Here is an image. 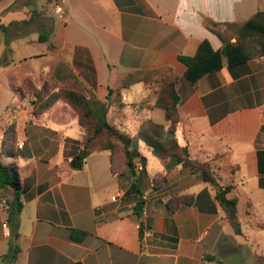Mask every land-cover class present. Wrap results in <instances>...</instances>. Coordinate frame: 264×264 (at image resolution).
<instances>
[{
	"label": "crops",
	"instance_id": "1",
	"mask_svg": "<svg viewBox=\"0 0 264 264\" xmlns=\"http://www.w3.org/2000/svg\"><path fill=\"white\" fill-rule=\"evenodd\" d=\"M55 1L0 0V32L5 57L10 55L0 76L24 64L50 61V68L34 70L39 84L26 73L20 82L12 77L4 88L26 92L30 81L41 89L64 62L105 101L109 89H119L130 72L172 68L182 100L177 138L192 160L210 164L220 187L233 188L229 197L238 200L240 232L226 219L217 188L191 169L173 168L166 182L154 188L165 166L142 142L145 205L138 218L135 204L124 195L112 200L122 188L108 152L92 154L82 170L71 168L82 134L75 114L56 109L57 102L34 115L20 97L10 109L1 95L0 162L17 168L22 185L15 264H259L264 257V36L243 26L264 13V0H67L65 19L54 13ZM211 23L250 57L231 65L224 56L213 58V67L192 83L179 56H195L204 41L215 52L225 47ZM15 51L22 53L17 59ZM109 117L131 136L145 119L167 124L157 88L147 83L111 94ZM184 197L190 204L170 212L167 204ZM4 200L0 264H9L3 257L13 237V192L0 188V203ZM145 227L153 238L144 237ZM70 229L88 235L73 242Z\"/></svg>",
	"mask_w": 264,
	"mask_h": 264
},
{
	"label": "trees",
	"instance_id": "2",
	"mask_svg": "<svg viewBox=\"0 0 264 264\" xmlns=\"http://www.w3.org/2000/svg\"><path fill=\"white\" fill-rule=\"evenodd\" d=\"M117 3L121 7L120 2L117 1ZM131 11L144 13L141 10ZM262 16H264V13H260L243 27L264 36V24L260 18ZM217 26L219 25L210 24L211 30L225 42L222 53L215 52L210 43L204 41L199 46L195 56H179V61L187 66L186 75L192 83H196L206 71L213 67L211 64L213 58L224 56L231 65L241 63L250 57L245 47L225 41V38L214 29ZM44 41H47V38ZM139 83L156 86L158 100L165 113L167 124H159L148 118L142 122L137 134L131 136L112 124L109 117L110 95ZM177 83L178 76L170 67L136 70L124 77L119 89H109L107 99L102 101L84 85L78 75L66 63L60 62L49 78L46 79L41 89L36 88L29 81L27 82L28 89L26 92L19 90V97L24 100L27 98V92L31 89L37 92L35 96L39 103L36 102L38 106L35 115L45 112L60 100H64L69 108L74 110L73 112L78 119L82 134L79 140L80 151L72 159L71 168L73 170H82L87 163V159L92 154L101 151L108 152L111 157V171L120 181V187L124 190V200L135 204L134 213L138 218L142 217L145 205L142 197L141 180L142 175L146 174L147 159L141 152L140 143L142 142L165 166L164 174L155 176L154 188L157 189L166 182V174L173 168L181 166L184 169H191L204 182L210 183L217 188V201L225 211L226 219L239 233L238 200L234 197H229L233 188L231 186L220 187L216 182L210 164L192 160L188 147L182 146L177 138V130L181 123L180 107L182 104L181 97L177 91ZM56 89L58 90L56 91ZM47 90L51 94L47 95ZM13 131L14 127L9 129L10 133ZM138 160L143 164L141 171L137 169L136 162ZM0 188L13 192V200L11 202L13 210L10 216V222L14 225L13 237L9 244V252L3 258L9 261V264H15L20 252L17 217L23 208V203L20 198L22 190L21 180L14 165H4L0 162ZM182 199L181 202L177 201L178 203H174L172 199L167 204L170 212H175L176 206H181L182 203L190 204L187 197ZM141 225L140 231L142 233L143 224L141 223ZM87 235V232L70 229L69 238L73 242H82ZM258 262L259 264H264V257H259Z\"/></svg>",
	"mask_w": 264,
	"mask_h": 264
},
{
	"label": "rangeland",
	"instance_id": "3",
	"mask_svg": "<svg viewBox=\"0 0 264 264\" xmlns=\"http://www.w3.org/2000/svg\"><path fill=\"white\" fill-rule=\"evenodd\" d=\"M39 2L42 3V4H45L47 2V0H39ZM5 47H6V45H5V42H4V34L2 32H0V58H1V61H0V64H1L0 65V74L4 70L5 64L8 63L9 60H10V55H7L5 57V52H4ZM21 55H22L21 52H18L17 53V51H15L13 57H15V59H17ZM49 62L50 61H45V62L40 61V62L37 63L38 66H33L34 64L33 65L32 64H24V65H22V66L19 67V65H17L19 67L18 70L17 69H13L10 74H8L6 76H3V77L0 76V99H1V95H2V97H3L4 100H8L9 107H10V109H12L14 103H16L19 100L20 91L17 92V93L16 92H13V91L11 92L10 90H6L4 88V85L5 84H8V82H10V80H11L12 77L14 79H16V81L17 80L19 82L22 81L23 78H24V75L23 74H26V73H30V75L33 76V80L39 84L40 83V77L34 76V70H37L36 68L42 67V66L44 68H46V69L50 68ZM22 71H24V73H22ZM32 76H31V78H32ZM1 87H3L5 89V91L4 90L2 91L1 90ZM36 93H37L36 91H33L31 89L26 94V96H27L26 102L28 104L27 107L30 108V109H33V114L34 115H35V112H36V108L38 106L37 103H39V101L36 99V96H35ZM46 94L49 95V94H51V92H49L47 90L46 91ZM100 96H101V94H100ZM13 97L15 98L14 100H13ZM59 102L60 103H58L56 109H59L60 110L61 108H65V109H67L68 111H71L74 114V112H73L74 110L70 109L69 106L67 105V103L64 100H60ZM35 103H36V105H35ZM10 113H11V111H8L7 114H6V116L8 117L10 115ZM42 125L43 126H46L45 123H42ZM2 126H3V122H1V120H0V136L1 137H2V132H3ZM20 132L23 133V136L25 135V132L23 130L20 131ZM7 142H8V136L6 137V143Z\"/></svg>",
	"mask_w": 264,
	"mask_h": 264
},
{
	"label": "built area",
	"instance_id": "4",
	"mask_svg": "<svg viewBox=\"0 0 264 264\" xmlns=\"http://www.w3.org/2000/svg\"><path fill=\"white\" fill-rule=\"evenodd\" d=\"M53 10L54 13L56 14L57 17H59L60 19H65L67 17L68 14V10H67V0H56L53 4ZM137 165V169L139 171H141L143 169V164L140 162V160H138V162H136ZM124 195V191H118L116 193V195L112 198L113 201H117L119 200L122 196ZM145 199V197H144ZM7 207L8 206V202L6 200H4L3 202L0 203V207ZM4 228L8 229V225L7 223L3 225ZM141 223L138 224V228L141 229ZM8 236H10V233H7ZM144 237L145 238H153L154 237V233L153 231L148 228L145 227L144 229Z\"/></svg>",
	"mask_w": 264,
	"mask_h": 264
}]
</instances>
